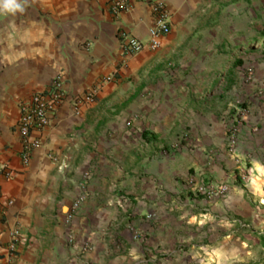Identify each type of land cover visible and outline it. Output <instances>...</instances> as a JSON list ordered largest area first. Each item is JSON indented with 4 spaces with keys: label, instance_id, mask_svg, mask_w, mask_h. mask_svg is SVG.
Segmentation results:
<instances>
[{
    "label": "crops",
    "instance_id": "1",
    "mask_svg": "<svg viewBox=\"0 0 264 264\" xmlns=\"http://www.w3.org/2000/svg\"><path fill=\"white\" fill-rule=\"evenodd\" d=\"M152 1L0 15V264H263L264 0H164L159 47L123 54L122 32L147 40ZM58 74L66 101L23 165L20 105ZM206 182L229 191L196 195Z\"/></svg>",
    "mask_w": 264,
    "mask_h": 264
},
{
    "label": "built area",
    "instance_id": "2",
    "mask_svg": "<svg viewBox=\"0 0 264 264\" xmlns=\"http://www.w3.org/2000/svg\"><path fill=\"white\" fill-rule=\"evenodd\" d=\"M107 7L112 15L117 16L122 12L129 11L132 8V3L131 0H108ZM150 9L153 22L148 30L147 40L141 41L122 32L120 38L122 40L123 54L134 55L144 49L155 50L159 47L161 39L170 32L164 0L152 1ZM85 100H90V95L85 96ZM65 101L64 78L61 74H58L51 80L45 90L34 93L28 100L21 103L20 114L17 120V131L21 140L20 160L23 165L28 163L32 150L42 145L40 134L49 127L53 116ZM78 104L79 99H75L73 102L75 109ZM236 133V128L230 130L228 137V150L230 153L235 151ZM33 134H37V136ZM0 174L9 178L11 171L6 166L0 165ZM248 178L249 173L245 166L242 169H238L235 179L243 183ZM192 189L196 195L203 196L206 199H215L222 198L228 193L229 184L206 182L200 185H193ZM84 199L85 195L81 194L72 203L68 218L73 216ZM19 235L20 229L18 227L14 228L11 232L12 253L17 251Z\"/></svg>",
    "mask_w": 264,
    "mask_h": 264
},
{
    "label": "clouds",
    "instance_id": "3",
    "mask_svg": "<svg viewBox=\"0 0 264 264\" xmlns=\"http://www.w3.org/2000/svg\"><path fill=\"white\" fill-rule=\"evenodd\" d=\"M24 7L25 0H0V15L22 13Z\"/></svg>",
    "mask_w": 264,
    "mask_h": 264
},
{
    "label": "rangeland",
    "instance_id": "4",
    "mask_svg": "<svg viewBox=\"0 0 264 264\" xmlns=\"http://www.w3.org/2000/svg\"><path fill=\"white\" fill-rule=\"evenodd\" d=\"M263 215H264V212H263ZM261 231H263V233H264V223L262 224V229L261 230H258V229L253 230L252 234H257V235L264 236V234H262ZM263 243H264V241H263ZM259 245H260L259 246V255L257 253V256L260 259V262L264 264V248L261 247V244H259Z\"/></svg>",
    "mask_w": 264,
    "mask_h": 264
},
{
    "label": "trees",
    "instance_id": "5",
    "mask_svg": "<svg viewBox=\"0 0 264 264\" xmlns=\"http://www.w3.org/2000/svg\"><path fill=\"white\" fill-rule=\"evenodd\" d=\"M263 241H264V239H263Z\"/></svg>",
    "mask_w": 264,
    "mask_h": 264
}]
</instances>
